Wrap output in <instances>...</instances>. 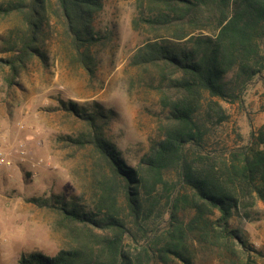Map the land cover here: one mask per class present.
I'll return each instance as SVG.
<instances>
[{"label": "trees", "instance_id": "trees-1", "mask_svg": "<svg viewBox=\"0 0 264 264\" xmlns=\"http://www.w3.org/2000/svg\"><path fill=\"white\" fill-rule=\"evenodd\" d=\"M133 2L131 25L143 42L129 65L157 95L159 137L129 164L106 133L112 108L60 101L84 127L66 145L95 155L91 204L74 195L32 198L55 215L62 245L50 255L22 252L16 264H195L198 249L248 264L252 252L261 254L230 220L250 219L264 201V122L229 148H207V135L210 124L228 118L221 100L242 108L246 90L264 84V0ZM102 9V0H0V18L19 14L25 25L6 47L12 55L1 59L7 86L31 58L45 64L52 20L94 76L92 45L102 36L93 20Z\"/></svg>", "mask_w": 264, "mask_h": 264}, {"label": "rangeland", "instance_id": "rangeland-1", "mask_svg": "<svg viewBox=\"0 0 264 264\" xmlns=\"http://www.w3.org/2000/svg\"><path fill=\"white\" fill-rule=\"evenodd\" d=\"M102 2L103 9L93 20L102 37L92 45L98 56L92 77L74 59L61 26L52 20L42 45L45 64L39 57L31 58L8 87L7 67L1 59L12 55L6 47L17 41L25 25L19 14L0 18V264H16L22 252L33 249L50 255L62 245V233L53 228L55 215L32 198L74 195L91 204L95 155L89 148L66 145V137L76 136L84 127L61 109L60 101L89 104L95 100L112 108L114 116L106 133L129 164L135 165L159 137L157 95L129 65L131 54L143 42L131 25L134 2ZM244 96L242 108L221 100L228 118L210 124L207 148L245 142L249 131L264 122V84L256 80ZM230 225L261 251L252 252L248 264H264V201L256 202L250 219L233 216ZM194 263L244 264V257L224 263L198 249Z\"/></svg>", "mask_w": 264, "mask_h": 264}]
</instances>
